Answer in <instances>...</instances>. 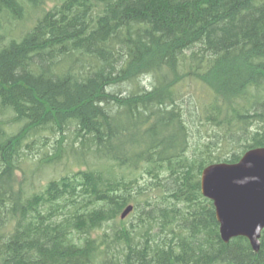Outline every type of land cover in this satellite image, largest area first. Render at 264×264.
<instances>
[{"label": "trees", "instance_id": "obj_1", "mask_svg": "<svg viewBox=\"0 0 264 264\" xmlns=\"http://www.w3.org/2000/svg\"><path fill=\"white\" fill-rule=\"evenodd\" d=\"M261 146L264 0H0V264H264L201 182Z\"/></svg>", "mask_w": 264, "mask_h": 264}, {"label": "water", "instance_id": "obj_2", "mask_svg": "<svg viewBox=\"0 0 264 264\" xmlns=\"http://www.w3.org/2000/svg\"><path fill=\"white\" fill-rule=\"evenodd\" d=\"M201 182L203 194L216 207L224 241L247 237L259 251L264 230V146L249 149L238 162L208 165ZM133 209L129 205L121 217Z\"/></svg>", "mask_w": 264, "mask_h": 264}, {"label": "rangeland", "instance_id": "obj_3", "mask_svg": "<svg viewBox=\"0 0 264 264\" xmlns=\"http://www.w3.org/2000/svg\"><path fill=\"white\" fill-rule=\"evenodd\" d=\"M143 83L144 85H148L149 84V79L148 78H143ZM5 118V117H4ZM8 119V118H7ZM196 116L192 119L195 120ZM192 127H194V124L192 123ZM192 133H193V137H192V142L194 145H199L202 143H206V142H210V141H215L214 143H216V141L218 140L215 136V133L213 132V126H204L201 127V129H192ZM203 145V144H202ZM55 146V139H52L46 146H44V143H40L38 142L37 144H35L33 146L32 149H29L28 147L25 148V151L28 155H30L31 157H37V159L39 158V156L43 155V152L46 151V149H49L51 151V153H53V147ZM201 147V145H200ZM220 149H215L216 152H219ZM26 166H28V164H26ZM64 171V167H60L59 168V172ZM45 174H41V178L38 180V184H40L41 182H46L49 177L51 175H58L57 173H55L52 169H46V172L44 171ZM128 220L129 222L134 221L136 224H139V221L137 218H135L133 216V214H130L128 216ZM119 222H111L110 225H104L102 228L98 229L97 232L95 233L96 236H102L104 235L105 232L112 234L113 233V227L111 225H118Z\"/></svg>", "mask_w": 264, "mask_h": 264}]
</instances>
